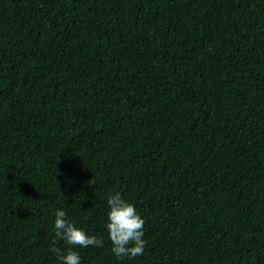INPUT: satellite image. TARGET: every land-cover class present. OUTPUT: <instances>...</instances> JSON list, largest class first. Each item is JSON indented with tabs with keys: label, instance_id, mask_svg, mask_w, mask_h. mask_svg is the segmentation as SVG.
Instances as JSON below:
<instances>
[{
	"label": "trees",
	"instance_id": "obj_1",
	"mask_svg": "<svg viewBox=\"0 0 264 264\" xmlns=\"http://www.w3.org/2000/svg\"><path fill=\"white\" fill-rule=\"evenodd\" d=\"M57 208L81 264H264V0H0V264H57Z\"/></svg>",
	"mask_w": 264,
	"mask_h": 264
},
{
	"label": "clouds",
	"instance_id": "obj_2",
	"mask_svg": "<svg viewBox=\"0 0 264 264\" xmlns=\"http://www.w3.org/2000/svg\"><path fill=\"white\" fill-rule=\"evenodd\" d=\"M106 203L108 210L105 228L113 255L120 261L142 255L146 244L145 220L134 204L123 198L119 192L109 194ZM54 216V238L50 251L57 264H81L77 248L103 247V238L90 235L83 228L75 226L67 218L64 208H57ZM59 242H63L66 247L57 246Z\"/></svg>",
	"mask_w": 264,
	"mask_h": 264
}]
</instances>
